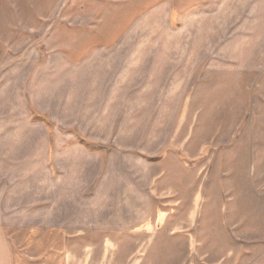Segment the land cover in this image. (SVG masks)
<instances>
[{
  "label": "rangeland",
  "instance_id": "1",
  "mask_svg": "<svg viewBox=\"0 0 264 264\" xmlns=\"http://www.w3.org/2000/svg\"><path fill=\"white\" fill-rule=\"evenodd\" d=\"M0 264H264V0H0Z\"/></svg>",
  "mask_w": 264,
  "mask_h": 264
}]
</instances>
